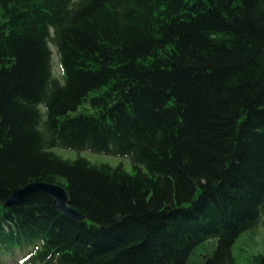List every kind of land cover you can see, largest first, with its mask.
Here are the masks:
<instances>
[{
  "label": "trees",
  "instance_id": "1",
  "mask_svg": "<svg viewBox=\"0 0 264 264\" xmlns=\"http://www.w3.org/2000/svg\"><path fill=\"white\" fill-rule=\"evenodd\" d=\"M36 181L86 221L3 206ZM258 226L264 0H0V264H234Z\"/></svg>",
  "mask_w": 264,
  "mask_h": 264
},
{
  "label": "rangeland",
  "instance_id": "2",
  "mask_svg": "<svg viewBox=\"0 0 264 264\" xmlns=\"http://www.w3.org/2000/svg\"><path fill=\"white\" fill-rule=\"evenodd\" d=\"M52 55V75L54 78L62 82V73L58 64L57 56L51 47ZM54 154L65 160H75L76 158H84L90 163L94 164H107L111 167L121 165L123 169L132 173V166L129 160L101 155L93 154L87 151L76 152L68 151L60 148H54L52 150ZM264 255V229L258 226L255 230L243 233L235 242L232 248V256L234 258V264H247V259L253 255ZM18 260V259H17ZM15 260V261H17ZM4 264H11V261H7Z\"/></svg>",
  "mask_w": 264,
  "mask_h": 264
},
{
  "label": "water",
  "instance_id": "3",
  "mask_svg": "<svg viewBox=\"0 0 264 264\" xmlns=\"http://www.w3.org/2000/svg\"><path fill=\"white\" fill-rule=\"evenodd\" d=\"M37 195H44L50 198L54 211L67 217L71 221L76 223L86 221V217L73 207L69 193L65 187L44 181H36L13 190L3 206L12 208ZM119 221V218L113 220L115 223H119Z\"/></svg>",
  "mask_w": 264,
  "mask_h": 264
}]
</instances>
